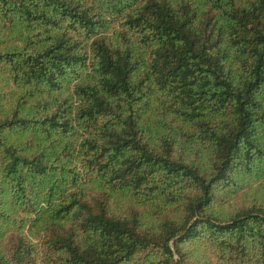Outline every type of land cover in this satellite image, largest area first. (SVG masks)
I'll list each match as a JSON object with an SVG mask.
<instances>
[{"label":"trees","instance_id":"16d2710c","mask_svg":"<svg viewBox=\"0 0 264 264\" xmlns=\"http://www.w3.org/2000/svg\"><path fill=\"white\" fill-rule=\"evenodd\" d=\"M0 264H264V0H0Z\"/></svg>","mask_w":264,"mask_h":264}]
</instances>
